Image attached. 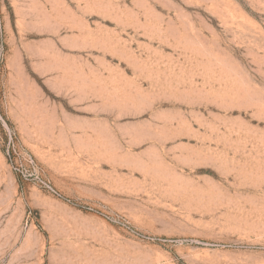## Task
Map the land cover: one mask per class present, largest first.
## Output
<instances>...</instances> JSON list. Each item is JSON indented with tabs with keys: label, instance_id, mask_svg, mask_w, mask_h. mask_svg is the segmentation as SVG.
Returning <instances> with one entry per match:
<instances>
[{
	"label": "rangeland",
	"instance_id": "obj_1",
	"mask_svg": "<svg viewBox=\"0 0 264 264\" xmlns=\"http://www.w3.org/2000/svg\"><path fill=\"white\" fill-rule=\"evenodd\" d=\"M0 264H264V0H0Z\"/></svg>",
	"mask_w": 264,
	"mask_h": 264
}]
</instances>
